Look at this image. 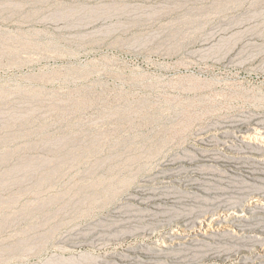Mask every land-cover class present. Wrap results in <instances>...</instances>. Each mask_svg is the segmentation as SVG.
I'll return each instance as SVG.
<instances>
[{"label": "rangeland", "instance_id": "374dc122", "mask_svg": "<svg viewBox=\"0 0 264 264\" xmlns=\"http://www.w3.org/2000/svg\"><path fill=\"white\" fill-rule=\"evenodd\" d=\"M176 42L215 57L195 65L212 89H172L152 50ZM258 126L264 0H0V264H264V219L166 246L264 206Z\"/></svg>", "mask_w": 264, "mask_h": 264}, {"label": "bare ground", "instance_id": "6f19581e", "mask_svg": "<svg viewBox=\"0 0 264 264\" xmlns=\"http://www.w3.org/2000/svg\"><path fill=\"white\" fill-rule=\"evenodd\" d=\"M117 9L123 11L124 13H126L128 15H132V16H140V15L146 14L145 13L146 11L143 10L142 8H140L139 6L125 5L123 8H117L116 7L113 9V12L116 13ZM66 13L68 14V12H66ZM70 13H71V11H70ZM60 14H61V12H60ZM64 15L66 16V14H64ZM68 15L70 16V14H68ZM68 15H67V18H68ZM65 16H63V18ZM72 16H70V17H72ZM59 17H62V16L59 15ZM75 17H77V16H75ZM110 18H111V16L105 15V17H101L99 20H103V22H104L105 20L110 19ZM77 19H79L80 21L78 20V22H72V24H71V22L69 23V26L70 25L72 26L71 28L79 27V29H80V27L85 28V27H88L89 25L92 24V21H89V22L86 21L85 22V21H82V19H80V17L76 18V20ZM61 20H63V19L61 18ZM57 21H58V19H57ZM72 21H75V20H72ZM55 25H58V24H55ZM106 27H108V28H105V29H107L106 33L107 32H109V33L114 32V31L116 32V31L120 30L119 24L117 22H114V23L110 22V24L106 25ZM98 29H99V27H98ZM94 31L97 33L100 32V34H101V32L102 33L104 32V30L101 31V29L97 30L96 28ZM79 32H82V31H79ZM85 32H87V31H85ZM85 32L83 31L82 34L80 33V34H78V36L76 35V33L74 35L77 38L80 36L82 37V36H85L87 34V33L84 34ZM91 32H89V35ZM71 33L73 34L74 32H71ZM97 33H95V34H97ZM89 35H88V37H90ZM82 38L86 39L87 37H82ZM154 41H155V39H154ZM203 42L206 43V41H203ZM148 43H149V40L145 39L144 41H140L139 43L132 44V46L131 45L130 46L128 45V46L131 49L138 51L140 53V51H143L147 48ZM197 43H198V41H197ZM152 51L154 53H156L157 55H159L162 58V60L164 59V61L161 60L162 62L160 64L158 63V65H160L159 67L163 73H165V74L167 73V75L168 74L171 75L168 77V82L172 86V89L175 88L181 94L182 93H184V94L195 93V94L199 95L202 92L210 90L213 88V86L215 84L213 82L214 80H211L207 76H203V70L196 69L195 65H196L197 60L198 61H206L208 59H211V58L213 59L215 57L207 58V56L204 55V53L202 52L201 49H186L182 43H177V42L173 43L172 45H170L165 50L164 49L163 50L157 49V50H152ZM134 53H136V52H134ZM215 60H218V59H215ZM162 77H163V74H162ZM252 130L254 132V135L256 137L257 142L261 146L260 152H262L264 155V126L252 127ZM233 135H235L239 139H245V138L249 137L250 133H248L247 130H238V131H236V133H233V134L228 135V136L230 138ZM244 151H245V149H244ZM239 159H241V158H239ZM259 219H264V206L258 205V204L251 205L247 209H243L242 207H238V206H229V207L218 208L215 212H213L211 214L199 213L198 215H196L194 217V219L192 220V222L189 225L183 226L180 229L173 232L171 234V236L169 237V241L166 243V246L170 247L173 243L182 244V243H193V242L201 241L208 234L214 233L220 229H226L227 231L231 232L232 234H238L241 230L244 229L245 225L246 226L250 225L249 222L252 221V223H253L254 222L253 220L256 221ZM260 230H263V229L261 228Z\"/></svg>", "mask_w": 264, "mask_h": 264}]
</instances>
